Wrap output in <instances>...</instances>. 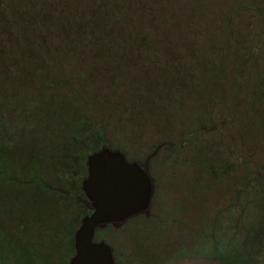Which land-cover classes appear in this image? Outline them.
I'll list each match as a JSON object with an SVG mask.
<instances>
[{
    "label": "rangeland",
    "instance_id": "rangeland-1",
    "mask_svg": "<svg viewBox=\"0 0 264 264\" xmlns=\"http://www.w3.org/2000/svg\"><path fill=\"white\" fill-rule=\"evenodd\" d=\"M250 1L0 0V76L47 82L38 90L9 81L0 87V110L23 143L7 135L0 141L7 168L5 177L0 173V264H63L73 247L85 212L74 194L90 152L78 147L76 168L68 167L65 177L41 162L59 159L44 145L62 139V122L72 116L98 118L109 146L129 158L149 155L155 186L166 187L156 188L147 215L96 234L116 248L126 241L153 255L190 240L194 264H219L222 248L226 256L250 243L253 231L264 228L258 12L241 11L224 27L222 102L210 106L206 99L209 80L217 78L209 72L218 61L217 21ZM21 104L31 120L12 110ZM255 248L254 264H263L264 235Z\"/></svg>",
    "mask_w": 264,
    "mask_h": 264
},
{
    "label": "water",
    "instance_id": "water-1",
    "mask_svg": "<svg viewBox=\"0 0 264 264\" xmlns=\"http://www.w3.org/2000/svg\"><path fill=\"white\" fill-rule=\"evenodd\" d=\"M149 158L142 166L108 145L86 156L87 174L81 188L91 212L81 217L74 231L76 253L68 264H113L112 247L104 240L93 241L95 231L108 224L120 227L130 217L149 213L155 190Z\"/></svg>",
    "mask_w": 264,
    "mask_h": 264
},
{
    "label": "trees",
    "instance_id": "trees-1",
    "mask_svg": "<svg viewBox=\"0 0 264 264\" xmlns=\"http://www.w3.org/2000/svg\"><path fill=\"white\" fill-rule=\"evenodd\" d=\"M241 11H247L251 13L258 12V15H260L261 18H263V23H264V0H253L248 2V4L242 5L240 7H236L234 9H231V12L226 15H222L219 17V20L217 21L216 29H215V34H216V39L218 40V46H217V54H218V61L210 67L209 72L212 75H217L216 79H211L209 80V85L207 86V104L210 106H214L216 103L220 104L222 101L221 95L218 93L219 89V83L220 81L226 77L227 74V59H226V54H225V44L223 41V35H224V27H230L233 24V21L235 20L236 14H240ZM237 14V15H238ZM124 15L129 16L128 14L124 13ZM263 16V17H262ZM250 38L247 37L245 40L248 41ZM245 72V66H241L239 70H237V75H242ZM7 81L11 82L14 88H32L35 90H38V87L42 84H45L47 82H43L39 86H33L30 83L27 82H21V81H16L14 78L8 79L5 76H0V87H2V84H5ZM60 81H63L65 85H67L66 80L60 79ZM6 95V93H5ZM83 101V100H82ZM84 103V101H83ZM24 106L26 107V104H21L18 108L16 106L12 107V110L21 116H24L26 118L32 119V116L30 114L27 115L24 114ZM89 106V105H88ZM44 107V106H43ZM42 107V110H43ZM90 108V106L88 107ZM213 108V107H212ZM91 109V108H90ZM92 111V110H91ZM29 113V112H28ZM35 113V112H34ZM36 115V113L34 114ZM5 117L4 110H0V141L2 140L1 137L10 136L12 140H14L16 143L22 141V135L18 134L17 131L19 129L17 126H12L10 123H8L7 118L2 120L1 117ZM31 116V117H30ZM71 122L63 123V126L60 127V134L59 138H62L59 141H50L47 142L46 145H44L45 148H50V150H56V153L59 157V159L55 160V162L50 163L48 165L47 163L43 162L44 164L47 165L48 169H51L53 174H56L57 177H65L67 174V169L76 168V159L77 157H74V154L77 150L78 147H83V155H86L87 152H92L94 150L99 149L102 145H108V142L105 140L104 136V130L101 127L100 128V122L98 121V118H94L93 121L89 120H77L78 118H75V116L71 117ZM62 121V119H61ZM12 123H15L17 125L16 121H11ZM96 124L98 128L95 130L92 129L93 125ZM54 128V127H53ZM52 128V130H53ZM202 128V126L199 128V130ZM35 139V138H34ZM36 147L35 152H39L43 147L40 142H35ZM43 147V151H44ZM39 148V149H38ZM41 148V149H40ZM89 149V150H88ZM42 151V152H43ZM3 150L0 147V153H2ZM73 154V156H72ZM36 157V155H35ZM56 165V166H55ZM69 167V168H68ZM79 167V166H77ZM83 170H85V164L83 163L82 165ZM7 168L4 167V163L2 162V157H0V173L5 177L4 171ZM66 173V174H65ZM21 174V173H20ZM14 181L19 182V179L13 177ZM47 185L48 188H52L54 186L48 185L46 182L44 183ZM44 185V186H45ZM85 212H87V209L84 208ZM84 214V213H83ZM80 223V220L79 222ZM254 235L250 243H243V247L241 248L240 251L236 250L233 251L231 249V252H227L225 256V261L224 264H254L255 263V253L257 252L255 245L256 243L260 242L262 240V237L264 235V228L258 231H253ZM218 254L217 253V260H218ZM262 264V263H259ZM264 264V263H263Z\"/></svg>",
    "mask_w": 264,
    "mask_h": 264
},
{
    "label": "flooded vegetation",
    "instance_id": "flooded-vegetation-1",
    "mask_svg": "<svg viewBox=\"0 0 264 264\" xmlns=\"http://www.w3.org/2000/svg\"><path fill=\"white\" fill-rule=\"evenodd\" d=\"M124 155L128 161H137L139 163V165H142V163L145 161V159L147 157H150L148 155L147 157H144V158H140V157L129 158L126 153H124ZM85 167H86V164H85ZM86 174H87V167L85 168V174L82 176V179L86 176ZM82 179H81V181H82ZM154 188L156 190V188H163L164 189L166 187L154 186ZM78 189H79L80 193L78 194L75 192L74 197L83 206V209L84 208L87 209V212H84V214H82V216H83L85 214L90 213L91 209L87 206L88 201H87V199H86V197L82 191L81 182H80V186ZM155 190H154V192H155ZM162 196H163V194L161 195V200L159 201V204L163 209L164 208L163 207L164 201L162 200ZM142 215H147V214L140 213V214H137L133 217H130L123 223V225L126 224L127 222L139 217V216H142ZM159 217L160 216H158L156 219H158ZM109 225L110 224H108L106 226H109ZM97 229H100V228H97ZM99 240H104L106 243H108L112 247V262H113V264H194V256H195L194 254H195L196 250H194L193 247L190 245V243H191L190 240L183 242L182 245L174 251L163 252V253H159V254H155V255L146 254L141 249H138V248L134 247L133 245L127 246L128 244H130V242L128 243L126 241L122 242L121 246H123V247L116 248L112 242H109L105 238L101 237V235L96 234V231H95L93 241H99ZM72 245H73V242H72ZM75 253H76V250L74 249V246H73L65 254L63 264H68L71 257ZM218 261H219V264H224L225 248H222V250L219 251Z\"/></svg>",
    "mask_w": 264,
    "mask_h": 264
}]
</instances>
